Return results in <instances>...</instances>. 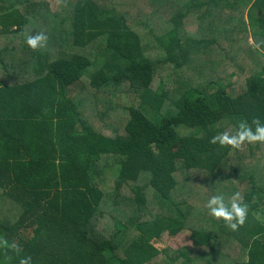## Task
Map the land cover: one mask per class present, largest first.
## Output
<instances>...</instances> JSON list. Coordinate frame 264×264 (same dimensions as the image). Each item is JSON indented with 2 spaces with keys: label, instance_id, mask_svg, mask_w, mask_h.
Here are the masks:
<instances>
[{
  "label": "trees",
  "instance_id": "obj_1",
  "mask_svg": "<svg viewBox=\"0 0 264 264\" xmlns=\"http://www.w3.org/2000/svg\"><path fill=\"white\" fill-rule=\"evenodd\" d=\"M252 9L264 0H0V264H264V141L208 142L264 123ZM236 191L232 231L204 203ZM184 229L188 246L153 243Z\"/></svg>",
  "mask_w": 264,
  "mask_h": 264
},
{
  "label": "clouds",
  "instance_id": "obj_2",
  "mask_svg": "<svg viewBox=\"0 0 264 264\" xmlns=\"http://www.w3.org/2000/svg\"><path fill=\"white\" fill-rule=\"evenodd\" d=\"M47 39V35L43 31H38L36 34H25L24 42L29 48L36 49L43 48ZM254 47L259 51H264V40H257ZM257 141H264V123L254 118L250 123L247 121L238 122L236 131L232 134L223 131L212 135L208 142L239 149L245 142ZM204 207L207 209L208 216L222 220L232 231L245 223L248 211V206L239 191L233 192L227 199L222 192L210 195L205 201ZM12 248L15 249L16 245H12ZM31 259L30 256H22L19 259V264H31Z\"/></svg>",
  "mask_w": 264,
  "mask_h": 264
},
{
  "label": "rangeland",
  "instance_id": "obj_3",
  "mask_svg": "<svg viewBox=\"0 0 264 264\" xmlns=\"http://www.w3.org/2000/svg\"><path fill=\"white\" fill-rule=\"evenodd\" d=\"M247 16L246 17H247V19L249 21H253V20H256L259 17H264V14L261 15L259 9H252L251 11H249ZM238 69H241V68H238ZM237 78H238V76L235 77V80ZM147 115L150 118H152V119L155 118L154 115H151L148 112H147ZM262 162H264V160H262ZM110 174L112 176H114L115 175V171L114 170L112 172L110 171ZM107 223H108V219H106L103 222H101L100 227L104 228ZM190 234L191 233H190V231L188 229L182 230L177 235H173L172 233L166 231V232H164L162 234V236L160 238L154 239L153 243L159 248H163L165 246H172V247L188 246V245H190L192 243L191 239H190Z\"/></svg>",
  "mask_w": 264,
  "mask_h": 264
}]
</instances>
